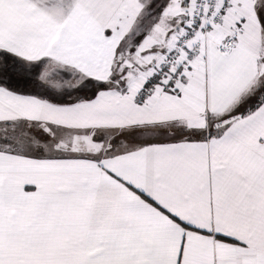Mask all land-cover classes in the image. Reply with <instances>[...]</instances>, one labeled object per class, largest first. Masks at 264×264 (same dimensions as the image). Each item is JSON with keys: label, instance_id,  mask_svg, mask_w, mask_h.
<instances>
[{"label": "snow or ice", "instance_id": "obj_1", "mask_svg": "<svg viewBox=\"0 0 264 264\" xmlns=\"http://www.w3.org/2000/svg\"><path fill=\"white\" fill-rule=\"evenodd\" d=\"M0 264H264V0H0Z\"/></svg>", "mask_w": 264, "mask_h": 264}]
</instances>
